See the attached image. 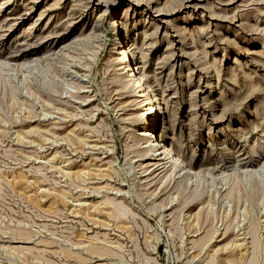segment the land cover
<instances>
[{
  "label": "rangeland",
  "instance_id": "rangeland-1",
  "mask_svg": "<svg viewBox=\"0 0 264 264\" xmlns=\"http://www.w3.org/2000/svg\"><path fill=\"white\" fill-rule=\"evenodd\" d=\"M263 162L264 0H0V264H264Z\"/></svg>",
  "mask_w": 264,
  "mask_h": 264
},
{
  "label": "bare ground",
  "instance_id": "bare-ground-1",
  "mask_svg": "<svg viewBox=\"0 0 264 264\" xmlns=\"http://www.w3.org/2000/svg\"><path fill=\"white\" fill-rule=\"evenodd\" d=\"M125 44V43H124ZM126 47V46H125ZM127 49H129L128 47H127ZM126 49V50H127ZM125 50V48L124 47H122V48H119V51H120V55L122 56V55H124V59H127V64H126V68H127V70L129 71V70H131V74H130V78H131V81H133L134 82V84L135 85H139V88H141V87H143L142 85H140V76L141 75H139V67L138 68H136V71L135 72H137V74L136 73H134V67H132V65L133 66H136L137 65V63H133V62H131V60L129 59V58H127L128 57V55H126L128 52ZM131 53V52H130ZM129 54V53H128ZM129 56H131V55H129ZM122 60V59H121ZM123 66V65H122ZM141 74V73H140ZM136 75H139V77H137ZM142 78V77H141ZM132 82V83H133ZM145 90V89H144ZM147 91L149 92V90H148V88H147ZM138 96V95H137ZM150 96H151V94H150ZM139 97H143L144 98V100H143V102L145 103V102H147L148 101V97H147V95L144 93V91L142 90L141 91V94L139 95ZM150 99V98H149ZM152 101V100H151ZM156 101V100H155ZM153 103V102H152ZM155 103H157V102H155ZM146 109H145V111H146V113L145 114H152V120H151V124H150V126L148 125L147 126V130H140L139 131V136H142V137H145V139L147 140V142L148 143H150V144H152L153 145V147L155 146V147H157L158 149H153V148H149V147H147V149H146V153L147 154H152V156H154V160L153 161H155L154 162V165H158V166H163L164 165V162H165V160H168L169 159V157L170 158H172L173 160H174V162L175 163H172L173 164V167L174 168H177V169H179V171L178 172H182V171H185V174H187V175H189V177H190V179H195V180H197V179H201L202 177H201V175H200V173L199 172H197V170H195L193 167L194 166H192L191 164H188V163H185L184 162V160L183 159H181L179 156H177V155H175L174 153H173V151L167 146V145H165L163 142H162V140H160V141H157V138H156V136H153V132L152 131H150V128L151 127H153V123L156 121L155 120V118L157 119L158 118V116H159V113H158V110H157V108L160 110V106H159V104H156L155 106L157 107H154V104L153 105H150V103L149 102H147L145 105H143ZM161 112V111H160ZM142 113V112H141ZM151 117V116H150ZM155 117V118H154ZM153 130V129H152ZM146 132H147V134H146ZM149 132H151V133H149ZM149 134L151 135L150 137H149ZM158 136V135H157ZM178 161H180V165H182V167L180 168L179 166H177V164H176V162L178 163ZM162 162V163H161ZM264 163V162H263ZM264 165V164H263ZM179 167V168H178ZM260 167H262V166H260ZM259 168V167H258ZM257 168V169H258ZM215 170V169H214ZM89 172V171H88ZM236 172V171H235ZM243 172H244V170H243ZM246 172V171H245ZM244 172V173H245ZM243 173V174H244ZM220 174V173H219ZM223 174V173H222ZM221 174V175H222ZM234 174V173H233ZM223 176V175H222ZM218 178V177H217ZM223 178V177H222ZM216 180V179H215ZM219 181V180H218ZM223 181H226L225 180V178H223ZM222 180H221V182H223Z\"/></svg>",
  "mask_w": 264,
  "mask_h": 264
}]
</instances>
